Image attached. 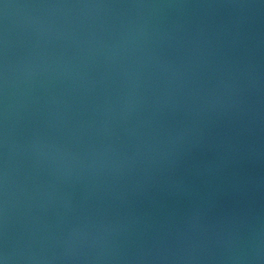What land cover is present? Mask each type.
<instances>
[{
    "label": "water",
    "instance_id": "water-1",
    "mask_svg": "<svg viewBox=\"0 0 264 264\" xmlns=\"http://www.w3.org/2000/svg\"><path fill=\"white\" fill-rule=\"evenodd\" d=\"M9 264H264V0H0Z\"/></svg>",
    "mask_w": 264,
    "mask_h": 264
},
{
    "label": "clouds",
    "instance_id": "clouds-1",
    "mask_svg": "<svg viewBox=\"0 0 264 264\" xmlns=\"http://www.w3.org/2000/svg\"><path fill=\"white\" fill-rule=\"evenodd\" d=\"M11 259V253L7 247H5L4 251L0 253V264H9Z\"/></svg>",
    "mask_w": 264,
    "mask_h": 264
}]
</instances>
